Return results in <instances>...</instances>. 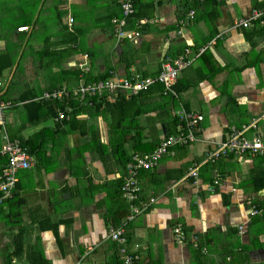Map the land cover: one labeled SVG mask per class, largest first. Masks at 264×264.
Here are the masks:
<instances>
[{
    "label": "crops",
    "instance_id": "0c3cea01",
    "mask_svg": "<svg viewBox=\"0 0 264 264\" xmlns=\"http://www.w3.org/2000/svg\"><path fill=\"white\" fill-rule=\"evenodd\" d=\"M27 1L24 10V0H13L18 17L12 16L9 39L0 40V62L12 65L0 76V145L5 135L30 138L48 129L36 154L20 142L33 163L17 171L13 197L0 202V264H32L30 250L36 247L44 261L37 254L35 260L41 264H114L113 240L107 237L113 225L106 217L124 224L126 242L139 254L137 264H264V186H258L264 185V156L229 154L214 164L203 161L234 124L253 122L249 136L264 141V0H135L133 15L139 20L130 27L132 15L125 26L131 39L114 35L112 19L122 16L117 0ZM191 10L194 16L185 23ZM253 11L262 16L241 26L238 21ZM24 25L27 30H17ZM36 33L44 37L37 40ZM15 52L20 58L14 67ZM179 57L189 63L173 86L177 95L165 94L156 84L162 89L154 93L156 110L118 126L110 111L116 98L98 99L99 108L93 103L97 98L92 104L74 98L86 101L75 111V133L69 124L56 130L58 112L70 120L75 105L71 99H45V92L76 88L89 74L154 76L162 62ZM31 63L38 69H31ZM160 93L166 97L159 99ZM22 99L52 103L56 112L26 124L27 115L40 118ZM181 105L203 116L198 140L175 146L152 170H140L138 190L126 199L121 187L128 173L126 168L123 175L119 147L128 159L142 154L133 149L138 128L144 144L152 138L159 143L164 134L159 130ZM44 111L39 115L46 116ZM195 162H200L199 178L193 183L186 174ZM217 177L218 184L208 191ZM248 202L255 214H249ZM126 203L131 213L120 219ZM175 226L185 231L182 243L174 237ZM18 236L22 250L13 255Z\"/></svg>",
    "mask_w": 264,
    "mask_h": 264
},
{
    "label": "built area",
    "instance_id": "2783aa9c",
    "mask_svg": "<svg viewBox=\"0 0 264 264\" xmlns=\"http://www.w3.org/2000/svg\"><path fill=\"white\" fill-rule=\"evenodd\" d=\"M122 11L121 17H114L112 23L114 26V35L121 38H132V32L125 30L127 19L134 14L135 0H117ZM261 11H253L249 17L241 19L238 23L241 26L247 27L252 21L258 20L262 16ZM194 16L191 10L185 23L190 21ZM18 31L27 30V26H18ZM189 62L183 60L182 57L177 58L174 62L165 61L160 65L158 73L154 76H140L135 74L132 77L116 76L111 74L105 79L95 80L91 82H81L78 87L73 89H58L51 92H45L43 98L45 99H72V98H87L88 103L92 104V99H100L105 95L113 98L138 95L142 90H146L152 84H160L164 88V92L176 96L173 86L176 84L177 76L180 70L185 68ZM85 66V63L83 64ZM84 70H88L85 66ZM175 116L182 122L184 126L178 127L177 131L164 135L159 144L149 152L142 154L133 153L126 165L127 179L122 185L121 189L123 196L132 200L138 190L137 174L140 170H152L158 164L160 158L172 152L175 146H184L198 140L197 126L203 119L201 114L188 111L182 105L174 110ZM66 117L64 111L58 112L55 120L59 121ZM0 124H2V108L0 107ZM255 127L253 122L242 125H231L228 127V135L224 141L216 144L215 148L210 150L203 161H215L220 157H225L233 154L237 157L244 155L250 156H264V141L258 135H250V131ZM4 142L0 145V202L12 195L13 188L17 181V171L20 169H27L33 163V156L20 145L18 139H9L7 135L4 137ZM4 159V161H2ZM199 164L195 162L187 170V177L196 183L199 178ZM214 184H218V177L214 179L213 184L207 187L208 191L214 190ZM253 202H248L250 208L249 214H255L256 209L251 206ZM242 229V226H239ZM242 230H240L241 232ZM173 234L175 239L182 243L185 239V232L182 227H173ZM107 237L110 240L125 243L126 232L124 224L120 226H109ZM123 254V264H135L138 255L127 252L125 247H121Z\"/></svg>",
    "mask_w": 264,
    "mask_h": 264
},
{
    "label": "trees",
    "instance_id": "16d2710c",
    "mask_svg": "<svg viewBox=\"0 0 264 264\" xmlns=\"http://www.w3.org/2000/svg\"><path fill=\"white\" fill-rule=\"evenodd\" d=\"M134 12H135V3H134ZM128 20H129V18H128ZM138 20H139V15L137 13H135V15H133V18L128 22V24L131 27ZM130 27L127 26V28H130ZM129 39H131V38H129ZM10 65H11V61L10 60H9V62H6V61H1L0 62V76L2 74V71L5 68H7L8 66H10ZM77 75H78V71H77ZM108 76H110L109 72L108 73L105 72V73H102V74H98L96 76H93V75L89 74V75L85 76V78H86L85 81L86 82H91V81H95V80L105 79ZM179 88L176 85V89H177L178 92L180 91ZM157 91H161L162 92V89L159 90L157 88L156 84H152L150 87H148L146 90H142L136 96H131L129 98H125V97L116 98V101L111 103L112 106H110V111L113 112L112 114H114V117L116 118V122H117L118 126H119V124H122V123L124 124V121H127V122L135 121L137 116H139L141 114H146V113H149V112H152V111L156 110V107H158V106L153 104V102L155 101L154 93L157 92ZM161 96L166 97L164 94L160 93L158 95V98L160 99ZM0 98H1V96H0ZM27 99H22L21 101L23 103H28V106L33 108V110L35 111V115L37 116V118H40V119L29 118V115H27L26 124L34 125V124L39 123V122H41L43 120H46L47 117H51L56 112L55 111L56 108H55V106L52 103H47L46 104V103H42L41 101H32V100L28 101ZM73 99L74 98H72L71 101ZM77 99H79V98H77ZM174 99H175L174 97H171V101L172 102L174 101ZM72 102H74L73 104L75 106H71L72 108L70 107L73 110L72 111L70 109L72 111V112L70 111L71 112L70 113V120H67V121L61 120L60 123H57L56 130L60 131L62 125L69 124L70 125V133L71 134L75 133V122L77 121V119L74 116L75 111L77 110V108L83 107V104L86 103V101L83 102L81 100V102H79L77 100H74ZM101 102H102V100L93 101V103L96 104L94 106L98 107V108L101 107V104H102ZM161 104L163 106V103H161ZM163 107L165 108L166 105L164 104ZM61 109H64L63 105H61ZM44 110H48V114L46 116L42 117L39 114L42 113V115H43L46 112ZM114 111H115V113H114ZM166 113H167V111H166ZM115 114H116V116H115ZM115 118H114V120H115ZM164 126H165V129H166V133L163 134V136L177 131L178 127L184 126V122L180 121L178 119V117L174 115L172 117V119L170 121H168L167 125H166V123H164ZM46 129H48V127H43L42 129H40V131L38 133L34 134L30 138H24L22 136H19L18 134H14V135H12L10 137L11 138H15V137L19 138V140H20V142H21V144L23 146L27 147L31 153L36 154V151H38V147L42 145V143L39 142V141L43 138V135H44ZM54 130H51V131L53 132ZM161 130H162V133H163V128ZM141 132H142V130L140 131V128H138L137 132L135 133V135L139 137V140H138L137 144L133 145L134 151L142 152V153L152 151L159 144V143L156 144V142L158 141L159 138L158 139L157 138L156 139L152 138V139L149 140V143H145L144 144L141 141V138H140L142 136ZM35 140H36V143H35ZM152 143L154 145H152ZM123 149L124 148L120 146L118 154L120 156L119 160H120L121 166L125 168V171H123V175H125L126 174V165H127V162L129 161V159H128L129 157L125 158L126 155H127V152H125ZM2 160H4V159H2ZM214 163H216V162H210L208 164H214ZM123 175H121V179L119 180L120 183L122 181V176ZM258 186H264V185L261 183V185H258ZM258 186L256 185L254 188L257 189ZM13 191L15 192V189ZM12 197H13V193H12V195L10 197L5 198L3 201L10 200ZM2 203H0V205ZM126 204H127L126 212L124 211L119 216L120 219L124 218L126 215L131 213V209H130L129 204L128 203H126ZM106 218H107V220L109 219L108 220L109 223L111 225H113V226H117L120 223V220H116V218L115 219L113 217H110V218L106 217ZM51 227L54 229V232L57 231L56 230L57 229L56 225H52ZM183 231H184V229H183ZM110 243H111V249L114 251V253H113V255H114L113 259H114V262H115L114 264H123V262H122L123 259H122V261L120 259V257H122V255H123L121 253V251H120L121 247H125L127 252H129V253H132V254L136 253L138 255V257H139V254L137 252L133 251V248L128 244V242H125V243L122 244V243H119V242H116V241H110ZM22 244H23L22 236H18V240L15 241V243H14V247L16 248V251H12L11 254H13V255L20 254L21 250H22V247H21ZM36 254L40 256L41 261L42 260L44 261L43 256L41 254V250L39 248H37V247L30 250V261H31L32 264H41V263H37V261L35 260V255ZM8 261L10 262V258H9ZM137 262H138V258L136 259L135 264H137Z\"/></svg>",
    "mask_w": 264,
    "mask_h": 264
},
{
    "label": "rangeland",
    "instance_id": "374dc122",
    "mask_svg": "<svg viewBox=\"0 0 264 264\" xmlns=\"http://www.w3.org/2000/svg\"><path fill=\"white\" fill-rule=\"evenodd\" d=\"M18 3H19V1H18ZM24 3H29L27 0H24V2H23V4ZM22 4V5H23ZM18 10V7L16 6V5H14V2H13V0H0V40H3V42H6L8 39H9V37H8V34L11 32V30H12V27H13V19H12V16H13V14H14V17H15V19L18 17V12H17V10ZM22 9H24V10H28V8H27V4H24L23 6H22ZM48 30H46V31H44V34L46 35V34H48ZM43 33V32H42ZM42 33H36L35 34V38L37 37V40H39V39H42L44 36H42L41 34ZM12 33H10V35H11ZM39 34V36H37ZM10 39H11V37H10ZM3 42H0V43H3ZM10 42H11V40H10ZM4 44V43H3ZM1 47V46H0ZM8 47V46H7ZM10 47V46H9ZM33 48H36L35 46H34V43H33V46H32ZM10 49L13 51V48L12 47H10ZM31 51V50H30ZM25 52V51H24ZM3 53V51L2 50H0V54H2ZM28 52L26 51L25 53H24V55L25 54H27ZM14 55V54H13ZM12 55V56H13ZM16 55H18L17 56V62L15 63V65H14V67L16 66V64L19 62V58H20V54H19V52H15V57H16ZM29 57H31L30 56V53H29V56L26 58V59H24V57H23V60L24 61H26ZM36 59H39V56L38 55H36V57H35ZM20 64H22V61H20ZM12 66V65H11ZM10 66V67H11ZM31 69H38V67L37 66H35L33 63H31ZM16 70H17V72H18V68L16 67ZM20 72H23L24 71V64H22L21 65V67H20V70H19ZM162 115H164V117H165V119H168V115L167 114H162ZM166 115V116H165ZM159 133H162V131L161 130H159ZM0 256H1V253H0Z\"/></svg>",
    "mask_w": 264,
    "mask_h": 264
},
{
    "label": "water",
    "instance_id": "95a60500",
    "mask_svg": "<svg viewBox=\"0 0 264 264\" xmlns=\"http://www.w3.org/2000/svg\"><path fill=\"white\" fill-rule=\"evenodd\" d=\"M163 133H164V134L166 133V129H165V126H163Z\"/></svg>",
    "mask_w": 264,
    "mask_h": 264
}]
</instances>
